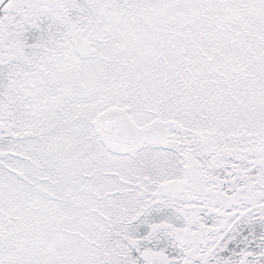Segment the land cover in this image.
I'll return each mask as SVG.
<instances>
[{
    "label": "snow or ice",
    "instance_id": "snow-or-ice-1",
    "mask_svg": "<svg viewBox=\"0 0 264 264\" xmlns=\"http://www.w3.org/2000/svg\"><path fill=\"white\" fill-rule=\"evenodd\" d=\"M0 264H264V0H0Z\"/></svg>",
    "mask_w": 264,
    "mask_h": 264
}]
</instances>
